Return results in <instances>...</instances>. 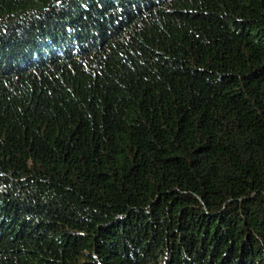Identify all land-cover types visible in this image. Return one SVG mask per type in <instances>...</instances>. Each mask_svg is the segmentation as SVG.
I'll return each instance as SVG.
<instances>
[{
    "label": "trees",
    "instance_id": "1",
    "mask_svg": "<svg viewBox=\"0 0 264 264\" xmlns=\"http://www.w3.org/2000/svg\"><path fill=\"white\" fill-rule=\"evenodd\" d=\"M0 264H264V0H0Z\"/></svg>",
    "mask_w": 264,
    "mask_h": 264
}]
</instances>
